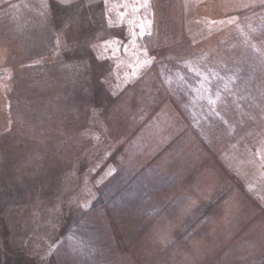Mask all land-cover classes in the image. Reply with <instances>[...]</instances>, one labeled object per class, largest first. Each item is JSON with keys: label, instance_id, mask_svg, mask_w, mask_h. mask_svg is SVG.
<instances>
[{"label": "rangeland", "instance_id": "obj_1", "mask_svg": "<svg viewBox=\"0 0 264 264\" xmlns=\"http://www.w3.org/2000/svg\"><path fill=\"white\" fill-rule=\"evenodd\" d=\"M0 264H264V0H0Z\"/></svg>", "mask_w": 264, "mask_h": 264}, {"label": "snow or ice", "instance_id": "obj_2", "mask_svg": "<svg viewBox=\"0 0 264 264\" xmlns=\"http://www.w3.org/2000/svg\"><path fill=\"white\" fill-rule=\"evenodd\" d=\"M144 3H147V0H144ZM149 24H150V22H149ZM140 29H141L140 35L141 36L145 35V25L143 23L140 24Z\"/></svg>", "mask_w": 264, "mask_h": 264}]
</instances>
